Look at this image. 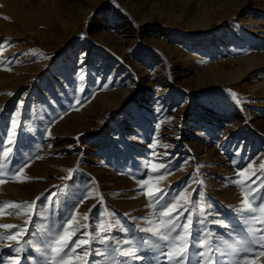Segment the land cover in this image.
<instances>
[{
    "label": "rangeland",
    "instance_id": "374dc122",
    "mask_svg": "<svg viewBox=\"0 0 264 264\" xmlns=\"http://www.w3.org/2000/svg\"><path fill=\"white\" fill-rule=\"evenodd\" d=\"M44 1L39 6H29L36 0L7 1L25 3L26 8L22 10L34 15L11 19L4 12L0 13V21L14 26L15 22L20 24L27 18L35 21L34 17L44 16L57 25L49 2L58 0ZM227 1L230 5L226 2L228 6L211 13L212 22L223 31L232 25L238 28L239 20L245 14L256 23L264 19V11L259 12L256 7L259 0ZM7 2L0 0V10ZM124 2L128 6L131 3L119 0L120 5ZM165 3L164 12L153 11L162 13L161 20L151 15L145 30L155 40L165 37L166 49L177 45L178 54L197 56L194 64L200 68L207 66V73L222 74L237 68V56L264 55V41H254V33L246 35L240 29L247 38L241 54L238 55L234 47L229 51L214 48L210 42L214 31L198 29L196 25L207 0H165ZM98 5L99 2L92 6L85 21L78 22L56 44L52 43L49 34L40 36L22 25H15L9 36L2 33L0 27V75L11 78L10 83L0 85V180L5 181L0 183V225L16 226L12 229L0 227V237L20 233L13 240L0 239V264H11L13 260L17 264H60L63 253L57 256L51 251L60 236L70 241H89L77 247L70 257H65L63 264H169L164 253L172 244L160 241L158 235L147 231L156 226H160V232L167 231L161 221L169 219L176 224L172 237L184 231L183 225H189V243L183 264H264V254H260L259 249H254L256 255L252 256L244 251L245 247L252 246L241 243L242 238L258 239L264 233L261 222L264 213L259 208L253 213L238 212L245 196L253 206L264 205V182L259 174L264 169V89H253L258 76L259 81H263L264 70L258 69L244 81L226 87L223 83L208 81L195 86L197 72L193 71L192 65L182 61L178 54L164 55L171 67L179 71L181 82L169 89V94L171 91L173 94L171 97L168 94L162 98L156 93L157 89L149 91L143 86L139 89L151 92L148 103H153L157 95L155 108L166 114L154 122L153 129L146 124L148 115L132 113L135 109L132 103L115 114L88 117L86 105L92 97L77 89L81 77L75 71H67V76L60 73L62 67H74L77 63L72 43L85 39L90 25L102 20L103 13L96 12ZM13 9L16 10L15 6ZM129 30L132 31L130 26L126 31ZM149 56L155 63L159 54L153 51ZM55 67L60 68L54 70ZM257 73L260 75L256 77ZM191 79L192 85L186 86L185 80L190 83ZM64 84L67 90L62 87ZM75 97L80 98L79 108L83 115H79L84 123L73 130L72 135L52 131V136L45 141L38 130L32 136L24 135V124L35 118L58 130L57 124L71 113L68 110L70 103L65 99ZM216 106H221L222 111L208 115ZM126 107L131 108L128 115L122 113ZM225 128L230 132H224ZM12 136H16L17 142L5 157L2 150L5 145L9 148L7 139ZM34 137H38L37 142L33 141ZM46 161L59 162V165L48 167L49 171L41 174L37 167ZM24 165L27 166L23 172L18 173ZM100 166L106 170L110 168L111 175L126 181V185L132 183L134 188L120 192L126 193L127 197L118 195L119 199L113 200L102 190ZM81 182L93 184L97 192L96 195L93 191L86 193L91 203L85 221L74 214L77 204L72 196L76 184ZM139 199L143 203H138ZM126 201L136 206L129 211L132 217L118 208ZM25 202L35 203L27 208L4 207L24 205ZM167 204L175 205L171 217L161 214ZM99 209L106 217L109 234L104 230L106 225L98 234H93V215ZM73 216L76 219L69 224ZM123 239L129 243H124ZM200 242L206 246L202 247ZM71 246L69 243V249ZM124 246L128 252H135V256L123 255ZM96 250H100V256L95 254Z\"/></svg>",
    "mask_w": 264,
    "mask_h": 264
},
{
    "label": "bare ground",
    "instance_id": "6f19581e",
    "mask_svg": "<svg viewBox=\"0 0 264 264\" xmlns=\"http://www.w3.org/2000/svg\"><path fill=\"white\" fill-rule=\"evenodd\" d=\"M7 1L10 0H3V3ZM84 1L83 0H58L57 2L47 1L49 2V7L53 6L52 11L57 19V25H53L49 21V19L44 16L34 17L35 21H33L32 18H27L22 20L20 24L15 22L16 23L15 25L16 26L22 25L28 28L29 30H34L36 31L35 33H38L40 36L49 34L50 37L52 38L53 44L60 43L65 38L66 34L78 22L85 21L87 13L92 10V6H94L97 2H99L96 12L99 11L103 13V16L101 17L102 20L98 22H93L90 25L89 30L86 33L85 39L82 38L79 41L72 43V51L76 54L77 63L74 67H68V68L62 67V72L60 73V75L67 76V71H75L77 75L81 77L80 83L77 84V89L80 92H83L85 95L89 94L90 98L92 97L90 99L91 101L87 105L85 104L86 107L88 106L87 110L89 111L90 114L87 115L88 117L89 116L96 117L97 114L98 115L101 114L109 115L112 113L115 114L118 111H120L123 107L128 105V103H132L135 104V109H132L133 110L132 113H136L138 116L142 115L143 113L148 115L149 120L146 124L149 126V128L153 129L156 124L154 122L155 121L157 122V120L164 117V115L166 116V114L163 115L164 111L155 108V106L158 104V102H156L157 95L156 97L153 98V103L152 102L148 103L147 101L148 98L150 99L152 97L151 92H144L145 90L142 91L139 89H141V86L146 87L147 90L149 89V91L150 90L154 91L157 89L156 93L160 95L162 98H164L169 94L168 92L170 91L169 89H172L174 85L181 82L178 80V77H180L179 71L176 70V68H172L168 59H165L163 57L164 55L167 56L173 53L178 54L179 51L177 50V45L176 48L169 46L168 49H166L167 45L165 43V39H164L165 37H162V39L159 38L160 40L159 39L155 40L153 37H150L151 35H149L148 31L145 30V25L148 22H150L151 15L155 16L154 18L158 21L160 18H162V16H160V14L162 13H157L153 11L158 9L159 12H164L166 10L165 0H129L131 2L129 6L126 4V2H124V5H120L119 0H86L85 2ZM43 2L46 1L36 0L34 4H30L29 6H39ZM75 2H79V3L76 4ZM226 2L228 1L207 0V3L205 5V10L203 11L201 18L199 17L200 22L196 25L198 26V29L214 31L210 36L212 39V41L210 42L212 45H214V48H218V49L221 48L224 51H229L231 50L232 47H234L238 51L237 54L239 55L241 54V50L246 48L245 42L247 41V38L245 39V35H243L242 32H239V29L240 31H244L245 32L244 34L246 35L248 34L251 35V33H254L253 40L254 41L258 40L260 42L261 41L263 42L264 19L256 23L253 18L245 14L240 18L239 20L240 26L238 25V28L237 26L232 25L230 28L224 29L223 31L219 25H215L212 22L211 13L217 11L220 8H223V6H228L226 5L227 4ZM228 3L230 5V2ZM14 6L16 10L13 9ZM256 7L259 12H263L264 1L259 0V4ZM25 8H26L25 3L23 2L22 3L15 2V4L7 2L5 8L3 7L1 8L0 13L2 14L4 12L7 13L8 17L10 16L11 19L22 15L24 16L34 15L33 12L29 13L27 11L22 10ZM185 18H183V20ZM14 26L11 23L5 24L4 22L0 21V27L3 28L1 29V32L5 33L8 36L12 34ZM129 26L132 28V31L130 30L126 31ZM117 33L120 35H116ZM249 40H251V38ZM254 41L251 40L252 42L251 44H253ZM153 51L159 54L158 58L155 57L156 58L155 63L152 62L153 58L149 56V54L152 53ZM183 53L178 54L180 55L181 60L192 65L193 71L197 72L195 74L196 76L195 86L196 84L198 85L200 82L208 81L211 83H223L224 87H226L227 85H230L232 83L244 81L249 74L253 72L256 73L257 72L256 70L258 69L261 71L264 70V55L248 56V57L246 56L242 58L237 56L236 57L238 62L237 68H232L227 73L210 74L207 73L208 72L207 66H203L202 68H200V66L198 67L194 64V62H196L198 59L197 56H194L192 54L186 55ZM59 68L55 67L53 69L56 70ZM183 75L184 74H182V76ZM258 75L260 74L257 73V75L255 76L257 77ZM0 77L3 78V79L0 78V85H3L6 82L10 83L11 78L4 77L1 75ZM259 78L260 77L258 76L257 79H255L256 84H254L253 86V89L255 90L264 89V76L262 77L263 81H259ZM131 79H133L134 81H131ZM186 82L187 81L185 80L186 86L192 85V79L190 83L189 82L186 83ZM65 86L66 84L62 85V87H64V89L67 90ZM170 93L171 94H169V96L171 97L173 95L172 91ZM79 100H80L79 97H75L72 100H70L69 98L65 99V102L67 101L68 103H70L71 107L74 109H71L69 105L68 110H71L70 111L71 113L69 114L67 113L68 115L62 119V122L57 124L58 130H55L54 127L49 128V125H47L46 122H44L41 119L38 120L35 118L32 121L30 122L28 121V123L24 124L23 127L24 135L32 136L33 133L36 130H38L37 133L42 135L41 137H43V141H45L47 137L52 136V131H58L60 132V134L65 136L72 135L73 134L72 131L77 129L78 127H81L84 123L83 122L84 120H82V116L79 115V114L83 115L82 112L83 110L79 108L80 105ZM75 109L77 111H73ZM129 110H131V108L129 109V107H126L124 110H122V113H126L128 115V113H130ZM221 111H222V107L216 106L208 115ZM152 122L153 124H151ZM160 124H163V122ZM227 131L230 132V130L227 129L224 132ZM15 138L16 136H12L11 138L7 139L10 141L8 146L9 148H7V146L5 145L2 150L3 152H5L6 150L10 151V148H12L13 145L16 144L17 142ZM36 138L38 137H34L33 141L37 142ZM156 138L159 137L156 136ZM158 142L159 141H157V144ZM161 144L163 145V143ZM58 165L59 162L46 161L43 163V166H38L37 169H39V173L46 174L49 171V169H47L48 167L52 168ZM103 166H105V164ZM109 169H107L108 170L107 171L106 168L103 167L101 170H99V175L103 180L100 182V186L102 190L104 192L109 193L111 197L110 199L113 200L118 198V195H120L121 197H127L128 195L126 193L122 195L123 193L120 194V192L129 191L130 189L134 188L132 187V183L131 186L128 185L129 183L126 185L127 183L126 181L119 180L118 178L115 177V175L114 176L111 175L110 173L111 169L110 171ZM259 174L263 183L264 169L260 170ZM257 179L258 177L255 178V180ZM91 191L94 192V195L97 194L96 188L93 184L81 182L76 184L72 192L74 201L77 204V205L75 204L76 206L74 208V214L79 215V219L81 221H85V219H82L81 217L86 214L88 206L91 203L90 201L87 200L86 193L89 192L88 194H90ZM137 196L139 195L137 194ZM138 203H143V201L139 199ZM118 208L122 210L125 213V215L128 216L130 213H132V212L129 213V211H131L133 208L136 209V206L127 204L126 201V203L123 205L119 204ZM147 208L148 207H146V209ZM93 216H94L92 221V226H93L92 229H94L93 234L96 232H97L96 234H98L102 228L103 229L105 228L104 227L105 225H106V229L104 230L106 231V233L109 234L110 231L107 228L106 217L103 214L102 209H99L97 212H95ZM116 225L118 226L119 224ZM122 238H125V236ZM123 240L125 241V239ZM105 246L108 247L106 244ZM122 249L123 252H128V248H126L125 246ZM96 251L97 252H95V254L100 253V250H96ZM100 255L101 254H99L98 256ZM98 256H96L97 259ZM128 258L130 259V256Z\"/></svg>",
    "mask_w": 264,
    "mask_h": 264
},
{
    "label": "snow or ice",
    "instance_id": "6c2138e0",
    "mask_svg": "<svg viewBox=\"0 0 264 264\" xmlns=\"http://www.w3.org/2000/svg\"><path fill=\"white\" fill-rule=\"evenodd\" d=\"M5 19H7L5 17ZM5 70H9V69H5ZM8 95H11V93H8ZM233 98L235 99V94H233ZM239 103V101H237ZM13 123H15V120L13 121ZM8 151L6 150L4 152V156L7 157L8 155ZM27 165L22 166L20 169H18V173H22L24 170V167H26ZM161 167H163V165H161ZM242 175V174H241ZM4 180H0V183H4ZM202 183V182H200ZM151 195V194H149ZM181 195H183V193H181ZM201 195H203L201 193ZM37 200H39V197L36 198ZM35 202H33V204H28L27 202H25L24 205H14V204H9V205H4V207H17V208H27V207H33ZM242 205L243 207H241L240 209H238V212L243 213L245 211H248L249 213H253L256 211L257 208H259L261 213H264V205H256L253 206V202L251 200L248 199L247 196H245L242 200ZM175 211V205L174 204H167L163 207V211H162V215L163 216H168L171 217L172 213ZM19 214V213H17ZM182 214V213H181ZM82 219H87V215L85 214L84 216L81 217ZM76 217L73 216L68 223L71 224L73 220H75ZM262 223H264V220H261ZM161 225H163L167 231L165 232H160V226H156L155 229H147V231L153 232L154 235H158V239L162 242L165 243H171L172 247H170L168 249L167 252L164 253V255L167 257L169 264H183V259L184 256L187 252V248H188V243H189V238H188V228L189 225L185 224L183 225V232L178 233L177 235H175L174 237L171 236V233L174 232L176 230V224L174 222V220H164L161 221ZM0 227H3L5 229H12L13 227H16L14 225L11 224H4V225H0ZM86 227V225H85ZM68 229L65 228V233H67ZM19 232L15 233V234H8L6 236H2L0 237V239H6V240H13L15 238V236H19ZM85 235H87L85 233ZM17 243H19L20 241L17 240ZM69 243H71V248L69 249ZM89 241L87 240H76V241H70V240H66L65 236H60L59 239H57L55 241V247H52L51 251L53 253H55L57 256H61V253H63V256L61 257L60 260V264H63V260L65 257H70L72 255V253H75L76 248L80 247L84 244H88ZM124 243H129V241L125 240ZM202 247H205L206 245L203 242H200ZM242 244H250L252 247H245L244 251L250 253V255L254 256L256 255V252L254 251V249H259L260 250V254H264V233H262L260 235V237L258 239H251V240H244L242 238L241 240ZM230 247V246H229ZM65 249H69L68 251H65ZM17 252L20 251L19 248L16 249ZM97 254H101V253H97ZM125 256L128 255H133L135 256V252H123L122 253ZM85 255H87V253H85ZM201 256L204 255L203 252L200 253ZM11 264H17L16 260H13L11 262Z\"/></svg>",
    "mask_w": 264,
    "mask_h": 264
}]
</instances>
